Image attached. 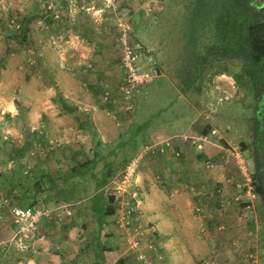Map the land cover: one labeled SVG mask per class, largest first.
Here are the masks:
<instances>
[{"label":"rangeland","instance_id":"1","mask_svg":"<svg viewBox=\"0 0 264 264\" xmlns=\"http://www.w3.org/2000/svg\"><path fill=\"white\" fill-rule=\"evenodd\" d=\"M146 1H81L80 9L84 13H96L95 16L101 17L98 24L102 31V42L108 39L113 41L105 51L91 52L112 60L111 71L115 66L121 73L119 38L123 29L129 42L149 50L162 70V76L143 88L137 96L138 100L133 103L135 113L120 120L116 126L110 123L117 139L96 146V136L88 128L74 134L70 140H66L68 136L62 139L60 145L49 144L47 137L51 134L47 128L48 119L44 117L46 80L42 65L46 52L44 47L34 51L38 47L34 45V37L31 45L27 43L29 30L36 31V23L30 17L36 2L0 0V173L14 180L28 194L26 198L18 197L17 192H9L10 185L3 186L0 179V264H32L31 260L36 264H91L96 259L99 264H118L119 260L124 264H169L170 260L160 253L157 245L146 241V222L150 221L145 214L147 211L138 182L142 157L139 156L137 173L126 191L115 193L113 186H116L115 181L123 169V161L140 150L141 134L136 133L131 137L128 134L136 128L159 126L164 123L162 119L171 123L175 109L186 102L197 103L196 108L212 110V125L208 123V126L215 127L217 131L213 130L211 135L221 134L226 138V141L222 139L226 151L230 156L234 155L244 169L239 170L242 175L241 187L230 202L235 206L240 205V213L243 214L244 231L241 238L234 245L229 241V248L239 251L238 259L229 258L228 253L224 252L222 255L219 253L216 259L208 260V264H264V183L257 179L260 168L258 157L260 153L264 157L263 97L248 80L241 62L228 58L218 60L214 53L207 54L208 63L204 65L203 73L186 92L180 86L184 71L177 73L178 66L189 55L183 49L187 45V37L194 38L197 49L208 51L211 44L219 41L216 36L218 18L226 20L237 13L238 19L252 14L255 21H263L264 15L256 14L251 8L247 10L245 2L248 0H159L158 4L152 2L155 9L147 15L144 8L149 6L152 9L153 4L146 5ZM251 2L264 10V0ZM53 5L47 11L52 10L60 16L58 4ZM70 5L73 6V2ZM234 6L238 9L233 13ZM40 12L44 14V9ZM57 19L59 21L61 17ZM225 28L233 31L231 27ZM23 31L28 33L25 35L27 42L23 41L24 35L19 34ZM238 32L244 35L243 30L238 29ZM36 40L44 43L41 32L39 36L36 35ZM220 47L227 48L222 44ZM36 57L42 63L38 62L34 67ZM223 96H229V99L218 100ZM33 139L39 142L37 147L29 146ZM53 141L59 142L56 139ZM123 142L126 145L124 148L121 147ZM143 150L155 153L160 148L147 145ZM83 164L86 165L82 169L80 166ZM202 166L210 167L206 162ZM48 175L64 178V181L59 179L57 183L64 192L73 191L71 203L61 202L68 195L65 193L61 194V201L57 204L50 201L44 205L41 198L31 197L34 180L42 178L40 186L45 188ZM104 175L108 177L107 184L98 190L97 185ZM244 175L252 179L255 189V197L249 207L246 206L245 195H242L247 189L243 187L244 178L247 177ZM256 185L260 188L259 192ZM100 192H103L102 199L106 204H110L108 196H114L117 216H123V221L127 222L124 226H118L113 220L115 215H104V235L101 237L90 200ZM133 193L137 194L134 198ZM28 204L50 210L51 218L47 222L51 227L41 228L42 240L33 238L20 247L16 242L18 236L13 238L15 231L11 208ZM132 206L134 211L126 213L127 208L131 210ZM250 252L255 255L254 262L249 257ZM139 255H144L145 259H140ZM200 260L201 263L196 259L194 262L205 264L206 260Z\"/></svg>","mask_w":264,"mask_h":264},{"label":"crops","instance_id":"2","mask_svg":"<svg viewBox=\"0 0 264 264\" xmlns=\"http://www.w3.org/2000/svg\"><path fill=\"white\" fill-rule=\"evenodd\" d=\"M34 1L30 17L36 23V31L29 30V41L25 39L28 33L19 34L24 35L23 41H28L29 45L34 37V45H38L34 51L44 47L46 52L43 63L36 57L33 66L41 62L44 67V117L48 119L47 128L51 134L47 137L49 144L60 145L62 139L68 136L66 140H70L74 134L87 130L85 128L93 130L96 146L116 140L110 123L116 126L135 113L136 108L128 109V102L118 89L121 73L115 66L112 71L110 69L112 60L100 53H91L105 51L113 43L110 39L102 42L98 24L101 17L95 16L96 13H84L80 9L84 0ZM47 1L58 4L60 16L52 10L47 11ZM144 4L153 3L148 0ZM154 9L153 4L151 11L145 13L149 15ZM55 15L61 19L56 20ZM39 32L43 35V44L36 40ZM190 103L180 104L175 109L171 123L162 119L164 123L159 126L136 128L128 134V137L141 134L140 150L123 162L142 157L138 182L145 214L150 221L146 222V241L155 243L160 253L170 260L169 264H198L194 259L201 263L202 258L208 264V260L224 252L229 258L238 259L239 251L230 249L229 241L236 244L244 231L240 205L230 203L241 187L239 160L226 151L222 142V139L226 141L225 137L211 135L213 130L217 131L208 126L212 125V110L196 108L197 103ZM38 144L33 139L29 146L37 147ZM147 145H157L160 151L144 152ZM124 146L123 142L121 147ZM205 162L210 167L204 168ZM113 215L116 220L115 205L110 217ZM47 221L48 218L43 221L34 239H43L41 228L51 227ZM13 230L16 232V225ZM207 246H211L210 249Z\"/></svg>","mask_w":264,"mask_h":264},{"label":"trees","instance_id":"3","mask_svg":"<svg viewBox=\"0 0 264 264\" xmlns=\"http://www.w3.org/2000/svg\"><path fill=\"white\" fill-rule=\"evenodd\" d=\"M251 3V0L245 2V7L247 8V10L251 8L253 12L255 10L256 14L264 15L263 9H261L260 6H253ZM237 9L238 8L234 6L233 13L237 12ZM216 25V28L218 30V34L216 36L219 41L214 45L211 44L212 46L210 45L208 51L207 49L205 51L197 49L198 47L194 41V38L187 37L186 39L187 45L184 46L183 49H186L189 55L181 62V65L178 66L177 71V73L184 71L181 74V79L179 77L180 86L184 89L183 92H186L185 90H187L189 86L192 87L196 79H198V77H200V75L203 73L204 65L208 63L207 54L214 53L218 60L228 58L233 61L241 62V68L248 77V80L257 90V92L262 94V92L264 91V20L255 21L254 17H252V14H250V17L247 16L242 19H238L237 13H234V15L226 20H221L218 18ZM226 26L231 27L233 31L231 32L229 29L225 28ZM238 29L243 30L244 35H241L238 32ZM221 44L223 45V47L227 48H221ZM191 73H193L194 75L191 76ZM18 109L20 111V107ZM1 141L2 140L0 138V147L2 148ZM262 163H264V160ZM85 165L86 164L81 165L80 168L83 169V166ZM104 176L105 177L101 178L99 184L97 185L98 190L107 184L108 177L107 175ZM0 179L2 181V185L4 184L3 186H5L6 184L10 185L9 192L13 193L14 191H16L19 195L18 197H28L25 189L19 187L20 185H18L14 180H9L1 173ZM59 179L62 180L64 178H52L48 175L46 182L48 183V185L44 188L43 186H40L42 178H36L33 182L34 188L33 192L30 194L31 197L34 199L41 198L44 202V205H46V202L50 201H54L57 204L61 201V194L63 195L65 193L68 195L64 197L61 202H63L64 204L71 203V200L74 198L73 191L64 192L62 186L57 183ZM256 189L258 190V192L260 191V188L257 185ZM102 194L103 192L96 193L90 198L92 202L91 208H93L95 218L99 226V237L104 235V233L102 232V228L104 225V215H110L114 211V196H108V201L110 202V204H106L102 199ZM98 261L99 260L96 259L91 264H99ZM75 264L78 263L75 262ZM118 264L124 263L122 260H119Z\"/></svg>","mask_w":264,"mask_h":264},{"label":"built area","instance_id":"4","mask_svg":"<svg viewBox=\"0 0 264 264\" xmlns=\"http://www.w3.org/2000/svg\"><path fill=\"white\" fill-rule=\"evenodd\" d=\"M95 1V0H91ZM109 0H105L108 2ZM152 2H159V0H151ZM54 5L52 2L48 1L47 8L52 9ZM146 6L144 9L146 13L151 11V8ZM58 16L55 15V18ZM119 45L122 51L120 59V81L118 84V89L121 92L124 100L128 102V109L133 108V103L136 96L140 93L142 88L152 84L155 79L162 76V70L159 67L158 63L153 59L151 52L139 44L130 43L126 36V31L123 29V32L119 38ZM220 99H229V96L219 97ZM140 157L136 156L131 158L123 165V169L116 179L115 184V193L121 190V193L126 191V188L129 187L132 183L139 167ZM240 170H244L242 165L239 163ZM247 176V175H244ZM246 186L245 194L243 191L242 195H245L246 201L248 204L247 207L252 203L253 198L255 197V189L252 182V179L247 176L244 178L243 187ZM115 195V194H114ZM133 198L137 194H132ZM116 196V195H115ZM116 197H119L118 195ZM115 197V200H116ZM125 204L129 205L127 202ZM124 204V205H125ZM133 212V206L131 210L127 208L126 213ZM12 222L16 225L17 230L14 234L15 238L18 236L17 241L20 247L25 246L24 242L32 239L36 234H39V227L43 224L47 218H51V211L46 210L40 206L36 205H27V206H14L11 208ZM123 216H116V224L118 226H124ZM136 245V242L133 243ZM249 257L252 258V261H255V255L253 252H250ZM140 259H145L144 255H139Z\"/></svg>","mask_w":264,"mask_h":264},{"label":"flooded vegetation","instance_id":"5","mask_svg":"<svg viewBox=\"0 0 264 264\" xmlns=\"http://www.w3.org/2000/svg\"><path fill=\"white\" fill-rule=\"evenodd\" d=\"M261 95L263 97V103L262 104H263V107H264V91L262 92ZM262 156H263V153H260V156L258 157V164H260V168L258 170L259 174L257 176V179H260V182L262 181L264 183V163H262L264 157H262ZM261 170H263V171H261ZM263 183H261V184H263Z\"/></svg>","mask_w":264,"mask_h":264},{"label":"water","instance_id":"6","mask_svg":"<svg viewBox=\"0 0 264 264\" xmlns=\"http://www.w3.org/2000/svg\"><path fill=\"white\" fill-rule=\"evenodd\" d=\"M60 180H58L57 182H59Z\"/></svg>","mask_w":264,"mask_h":264}]
</instances>
